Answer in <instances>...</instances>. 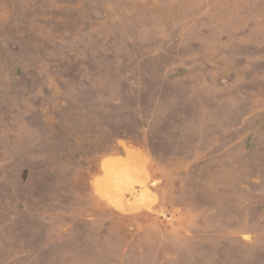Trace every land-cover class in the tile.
I'll list each match as a JSON object with an SVG mask.
<instances>
[{
    "label": "rangeland",
    "instance_id": "1",
    "mask_svg": "<svg viewBox=\"0 0 264 264\" xmlns=\"http://www.w3.org/2000/svg\"><path fill=\"white\" fill-rule=\"evenodd\" d=\"M0 264H264V0H0Z\"/></svg>",
    "mask_w": 264,
    "mask_h": 264
}]
</instances>
